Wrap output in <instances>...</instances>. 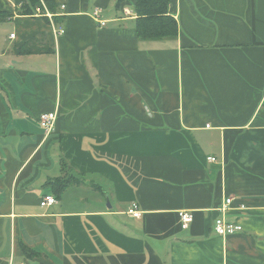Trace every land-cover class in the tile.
<instances>
[{
  "label": "crops",
  "instance_id": "crops-1",
  "mask_svg": "<svg viewBox=\"0 0 264 264\" xmlns=\"http://www.w3.org/2000/svg\"><path fill=\"white\" fill-rule=\"evenodd\" d=\"M55 2L0 0V264H264V0H171L179 34L154 41L134 0ZM31 40L48 52L15 54Z\"/></svg>",
  "mask_w": 264,
  "mask_h": 264
},
{
  "label": "trees",
  "instance_id": "trees-1",
  "mask_svg": "<svg viewBox=\"0 0 264 264\" xmlns=\"http://www.w3.org/2000/svg\"><path fill=\"white\" fill-rule=\"evenodd\" d=\"M16 5L17 15L19 16H36L37 11L40 12L42 18L46 13L53 16L57 13V3L55 0H12ZM117 9L120 10L124 2L127 0H116ZM133 12L136 15L134 26L137 32L138 40L154 41L164 39H175L179 34L177 21L170 14L169 7L171 0H134ZM13 15L8 14L0 5V23L11 22ZM17 55H40L46 53L41 46H38L36 40L26 42L20 48L15 49ZM78 177L61 178L48 182V186L53 189L54 196H59L68 189L73 183H77ZM24 251H30L24 248Z\"/></svg>",
  "mask_w": 264,
  "mask_h": 264
},
{
  "label": "built area",
  "instance_id": "built-area-1",
  "mask_svg": "<svg viewBox=\"0 0 264 264\" xmlns=\"http://www.w3.org/2000/svg\"><path fill=\"white\" fill-rule=\"evenodd\" d=\"M64 8V7H63ZM39 11H37V14L39 15ZM132 12L129 10H125L126 15H130ZM98 11L94 13L95 17H98ZM50 17V16H49ZM105 25V22L100 21V27H103ZM64 31H61L60 34H63ZM11 38H15V34H11ZM10 38V39H11ZM39 125L42 131H45L47 134H50L53 132L55 123L57 121V114L55 113H42L39 116ZM216 161V158H208V162L214 163ZM234 199L230 197L225 201V204L220 208V212L223 214H227L230 206L232 205ZM41 206L43 208L47 206H53L56 205L58 202L56 201L55 197L53 195H46L43 200L40 202ZM127 215L130 217H133L135 219H140L142 217V213L139 209V206L137 203H133L130 208L127 211ZM180 221H181V227L183 230H187L189 224L193 221V214L190 212H181L180 213ZM244 228L242 225H240L237 222H228L223 216L216 218L214 222V231L216 235H219L223 238L230 237L231 235H235L238 233L243 232Z\"/></svg>",
  "mask_w": 264,
  "mask_h": 264
},
{
  "label": "rangeland",
  "instance_id": "rangeland-1",
  "mask_svg": "<svg viewBox=\"0 0 264 264\" xmlns=\"http://www.w3.org/2000/svg\"><path fill=\"white\" fill-rule=\"evenodd\" d=\"M13 23H0V38L7 39L10 35L11 31L13 30ZM107 207V204H106Z\"/></svg>",
  "mask_w": 264,
  "mask_h": 264
},
{
  "label": "water",
  "instance_id": "water-1",
  "mask_svg": "<svg viewBox=\"0 0 264 264\" xmlns=\"http://www.w3.org/2000/svg\"><path fill=\"white\" fill-rule=\"evenodd\" d=\"M110 205V204H109Z\"/></svg>",
  "mask_w": 264,
  "mask_h": 264
}]
</instances>
